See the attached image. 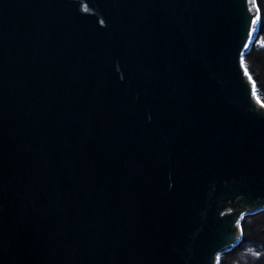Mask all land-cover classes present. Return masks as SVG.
<instances>
[{"label": "water", "instance_id": "obj_1", "mask_svg": "<svg viewBox=\"0 0 264 264\" xmlns=\"http://www.w3.org/2000/svg\"><path fill=\"white\" fill-rule=\"evenodd\" d=\"M255 0H0V264H215L264 209Z\"/></svg>", "mask_w": 264, "mask_h": 264}, {"label": "trees", "instance_id": "obj_2", "mask_svg": "<svg viewBox=\"0 0 264 264\" xmlns=\"http://www.w3.org/2000/svg\"><path fill=\"white\" fill-rule=\"evenodd\" d=\"M259 23L242 66L253 84L254 96L264 104V0H255ZM240 241L217 256L215 264H264V209L241 218Z\"/></svg>", "mask_w": 264, "mask_h": 264}, {"label": "rangeland", "instance_id": "obj_3", "mask_svg": "<svg viewBox=\"0 0 264 264\" xmlns=\"http://www.w3.org/2000/svg\"><path fill=\"white\" fill-rule=\"evenodd\" d=\"M264 105V104H263Z\"/></svg>", "mask_w": 264, "mask_h": 264}]
</instances>
